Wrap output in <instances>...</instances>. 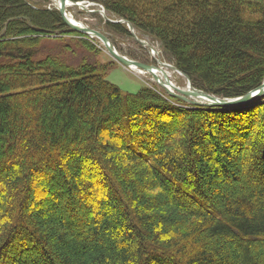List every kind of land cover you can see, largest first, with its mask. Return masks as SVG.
Instances as JSON below:
<instances>
[{"label":"trees","instance_id":"1","mask_svg":"<svg viewBox=\"0 0 264 264\" xmlns=\"http://www.w3.org/2000/svg\"><path fill=\"white\" fill-rule=\"evenodd\" d=\"M96 2L159 43L198 90L237 98L264 83V0ZM49 3L0 0V264H264V164L257 154L242 161L232 155L235 139L214 147L208 133L244 115L262 119L264 103L190 107L149 86L124 93L106 79L107 65L39 58L45 39L71 30ZM106 25L131 36L125 24ZM79 43L96 52L87 39ZM152 110L186 117L172 123L177 130L170 126L183 156L140 136L134 118ZM101 128L122 148L102 139ZM183 160L197 186L175 178L179 203L158 162L173 167ZM88 163L100 173L91 184L79 177L78 167ZM36 174L49 180L42 192L50 204L32 199ZM96 186L107 190L100 206L113 207L116 217L83 213ZM150 188L162 196L148 198ZM163 201L179 213L159 211L169 204ZM109 228L119 243L107 241Z\"/></svg>","mask_w":264,"mask_h":264},{"label":"rangeland","instance_id":"2","mask_svg":"<svg viewBox=\"0 0 264 264\" xmlns=\"http://www.w3.org/2000/svg\"><path fill=\"white\" fill-rule=\"evenodd\" d=\"M49 1L50 3L47 5V8L57 9L60 12L59 10V7L61 5L60 0H57V1L49 0ZM96 1L98 0H82V1L66 0V4H67L65 6L66 13L68 17L72 19L78 27H82V28L85 27V28H88L89 30L96 31L106 36L109 39V41L112 43V45L115 47L118 54L132 61H137V62L146 64V65H154L156 67L163 68L167 72L169 79L172 81V83L181 89L186 88L189 85V81L186 78V75L182 73L175 66V64L171 62L164 55L160 47V44L157 42H154L151 38L147 36H142L138 31L135 30L134 26L130 22L123 20L125 23H122V24L126 25L127 29L131 33V36L121 35V34H118L112 31L110 32L106 24L112 23V22H109L108 19H110L111 21H121L122 19L108 13L105 7ZM112 24H119V23H112ZM69 28L71 30L68 31L67 34L62 35L60 38H57L56 36H49L47 39H45L47 40V42L45 43L43 42L44 44L41 45L42 51L40 50L41 53L39 55V58L43 59V58H46L48 55H52L53 57L57 58V60H60V62L63 61L64 64L70 67H77V66L79 67L80 64L83 62H86L88 64H94L96 62L98 64L107 65L109 69L105 72L106 79L110 81L111 83L115 84L116 86H118L124 93L136 94L143 87L149 86L151 88H154V90H156L157 92H159L160 94L164 96L166 95L167 97L175 98V97H171L165 91V89H163L156 82H154L152 76L149 73L142 71L139 68H134V67L130 68V67L124 66L123 64L115 60L110 55L107 48L104 46L102 40L99 39L98 37L76 32L70 26ZM82 38L87 39L93 45V47H95L96 52H90L84 47H82L81 46L82 44L79 43V41ZM141 41L147 44L144 46L141 43ZM162 64H165V66H163ZM174 66L177 69H175ZM190 81L192 83L191 78H190ZM175 99H178V98H175ZM226 99H233V98H226ZM263 99L264 97L255 101L254 103L242 106L240 108L249 109V108L255 107L258 104L264 103ZM184 103L187 104L186 102ZM187 105L190 107H195L190 104H187ZM240 108L237 107V109H240ZM224 109H227V108H224ZM146 114L144 113L145 115L144 119L140 120L139 118L137 119V117L134 118L135 126L137 127L140 133V136L142 135L141 137H143V139H145L148 142L154 143V145H156V148L169 146L175 153L176 157L180 155L183 156V150L177 149V146H176L177 141L176 139L174 140V137H176V133H173V131L170 130L171 129L170 126H172V123L174 122H177V123L181 122V124H183L182 122L186 121V117L179 116L177 114H172L166 111L159 112L156 110L148 111ZM259 115L260 114H258L255 118H260ZM254 116L251 115L249 118V115H244L243 118H240V119L237 118L234 121L228 120L227 124H225L224 129L223 128L222 129H219V128L210 129L208 133H209L210 140L214 144L213 146L215 147L216 143L222 144L223 142H225V140H222V139H225V138L229 140L235 139L236 142L235 144L232 143L234 146L230 150L231 153H233L232 155L234 154L237 155L239 157L238 159L242 161V160H247V158H249L250 155L252 154H254V156H256L257 154L258 155L257 158H259L260 163L264 164L263 163L264 162V159H263L264 117L260 120L259 119L252 120L251 118L255 119ZM200 119L202 120V118ZM150 120H152L153 122L151 123ZM141 124L143 126H141ZM215 124L218 125V122H216ZM178 126L179 125H175L172 127H174V129L177 130ZM116 127H117V123H114L112 124V126H109V128L107 127L106 128L112 130ZM106 128L100 129V137L109 142L111 141V143L114 144L116 147L122 148V143L119 139L112 140L109 138V133ZM172 140L173 142H171ZM158 163L160 164V167H166L165 169L169 172L168 173L169 176H168L167 174H163L162 172L158 171L159 173L163 174L162 176H164L165 181L168 182V184L170 185L168 186V187H171L169 189L170 190L172 189L171 191L167 190L168 194L170 195L171 198H173L174 201L176 200L179 203L183 202L182 200L179 199L181 198L183 194H178L175 191V190H180L182 186L179 185L178 182L175 181L174 179L175 178L178 179L179 181L184 183L185 186H187L188 188H195L197 186V184H195L196 182L195 175L190 173L187 162L183 160L180 163H178V166H173V167L166 164V162L164 161L158 162ZM86 164L85 165L82 164V166L78 167L79 172H80L79 177H82L84 182L90 183V184L98 181L100 177V173H98V170L96 169V167L91 169L89 167L91 164L89 163L88 165ZM88 172H90L89 175L87 174ZM7 173L9 174L10 172H7V171L4 172V174H7ZM144 180L145 179L143 178L141 180V183H144ZM246 180L247 178L244 181L246 182ZM48 181H49L48 179L38 174L33 175L31 196H32L33 201H35V203L37 202L38 204L39 202H43V203L45 202L46 204H50L51 202L49 200L50 197H46L45 193L42 192L43 183L45 185V183H47ZM59 181H62V180L60 179ZM249 181H251L252 184H254L255 183L254 176H250ZM252 184H248V185L245 184V185L250 186ZM57 189H58V185H57ZM95 189L96 190L94 192V195L90 197L88 201L89 208L87 207L88 209H84L83 213H87L88 215L87 217L91 219H93L96 216H98L97 218L99 219L103 218L104 216L106 217L110 216L112 218L114 216L116 217L117 212L113 207H108V206H105L104 204L100 206L99 204L101 203V201L102 202L107 201V190L99 186H96ZM152 190L153 189L150 188V190L146 193V196H148V198L150 197L153 198L157 196L155 194H160V196H162L160 189H158L159 193L157 191H152ZM64 198L65 197H63L62 200H64ZM73 200H75L74 197H73ZM165 202H169V201H163V203ZM63 204L60 203L61 206ZM170 204H171L170 202L169 204L167 203V205L165 203V205H162L159 211L164 212V213H170L171 211H173V214L174 213L178 214L179 213L178 210L171 207ZM39 205H36L35 207H33L32 205L31 206L32 208L38 209ZM193 205L196 208H200V205L197 203H194ZM186 222L189 223V220L187 219ZM187 223L185 224V226L188 225ZM115 233L116 232L114 228H109L107 230L106 239L108 242L119 243L121 241L120 239H116L117 237ZM24 239L27 240L29 238L24 237ZM13 254L14 256L16 255L15 252ZM31 254L34 255L35 253L32 252ZM35 255H37V253Z\"/></svg>","mask_w":264,"mask_h":264},{"label":"water","instance_id":"3","mask_svg":"<svg viewBox=\"0 0 264 264\" xmlns=\"http://www.w3.org/2000/svg\"><path fill=\"white\" fill-rule=\"evenodd\" d=\"M60 13L65 21V23L70 26L72 29H74L76 32L87 34V35H93L98 37L99 39L102 40L104 46L107 48L109 51L110 55L123 64L124 66L130 67V68H139L142 71H145L149 73L154 82H156L159 86H161L165 91L171 96L178 98L187 104H190L195 107H203V108H237V107H242L245 105H249L251 103H254L255 101L261 99L264 97V83L257 89L241 96L238 98H233V99H226V98H221L217 97L214 95H210L208 93H205L203 91L194 89L192 86V83L190 81V78L186 75V78L189 81V85L186 88H179L176 85L172 83V81L169 79V76L167 72L161 68V67H156L154 65H146L137 61H132L129 60L128 58L118 54L116 51L115 47L112 45V43L109 41V39L96 32L93 30H89L88 28L85 27H78L72 19H70L66 13V0H60ZM109 22L112 23H125L123 20L121 21H111L108 19ZM141 43L145 46L147 43L142 42ZM161 63V62H160ZM165 66V64H162ZM175 69H177L174 66ZM158 73H161V76L159 77L157 75Z\"/></svg>","mask_w":264,"mask_h":264},{"label":"bare ground","instance_id":"4","mask_svg":"<svg viewBox=\"0 0 264 264\" xmlns=\"http://www.w3.org/2000/svg\"><path fill=\"white\" fill-rule=\"evenodd\" d=\"M55 1H57V0H55ZM58 3H59V2H58ZM59 5H60V4H59ZM66 5H67V4H66ZM73 5H74V4H73ZM80 5H81V4H80ZM67 7H68V6H67ZM82 8H83V7H82ZM103 11H104V10H103ZM155 53H156V52H155ZM155 53H154V54H155ZM156 54H157V53H156ZM132 70H133V69H132ZM142 74H143V73H142ZM157 75L160 77V76H161V73H158V72H157Z\"/></svg>","mask_w":264,"mask_h":264}]
</instances>
